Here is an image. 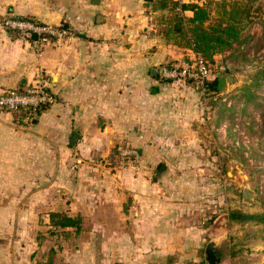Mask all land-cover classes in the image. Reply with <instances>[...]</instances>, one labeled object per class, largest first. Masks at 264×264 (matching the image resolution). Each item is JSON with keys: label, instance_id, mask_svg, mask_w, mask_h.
<instances>
[{"label": "crops", "instance_id": "obj_1", "mask_svg": "<svg viewBox=\"0 0 264 264\" xmlns=\"http://www.w3.org/2000/svg\"><path fill=\"white\" fill-rule=\"evenodd\" d=\"M166 14L143 0H0V92L24 89L41 71L54 97L22 118L0 109V264H36L51 249L52 264L205 261L208 229L196 221L187 174L197 169L193 125L204 117L191 86L161 75L193 56L164 41ZM7 17L64 25L71 36L39 46L5 29ZM119 141L123 167L112 175L82 164ZM85 185L96 194L84 195ZM52 213L79 216L81 230L55 229Z\"/></svg>", "mask_w": 264, "mask_h": 264}, {"label": "rangeland", "instance_id": "obj_2", "mask_svg": "<svg viewBox=\"0 0 264 264\" xmlns=\"http://www.w3.org/2000/svg\"><path fill=\"white\" fill-rule=\"evenodd\" d=\"M257 2L261 8L251 15L254 19L251 18L253 22L246 32L248 35L253 32V37L248 45L245 42L235 45L228 56H217L211 66L212 76H224L226 79L223 92L205 94V88L198 80L184 81L193 89L197 101L200 100L201 108L197 110V116L204 117L193 125L197 169L187 173L196 180L192 201L197 223L207 226L209 238L206 243L214 241L218 246L220 264H264V223L240 224L227 220V214L232 210L247 214L264 212V124L259 121L256 111H252L249 116L237 112L233 122L223 119L221 125L216 126L214 119L218 108L211 106L213 101L220 109L223 106L234 107L237 111L240 105L234 97L262 67L264 4L262 1ZM227 67L229 71H225ZM261 95L264 96V90ZM120 145H124L123 141H119L115 151L112 150L107 156H80L82 164H96L110 176L122 166L116 154L117 146ZM201 165L205 169H200ZM95 173L99 176V172ZM92 189V186L85 185L83 194L94 196L95 189ZM244 191L250 193L247 199L243 197ZM41 227L44 231V224ZM34 235L33 232L31 240ZM52 238L55 239V236ZM43 240L44 235L38 232L36 241ZM45 257L46 253L37 260L38 263H44Z\"/></svg>", "mask_w": 264, "mask_h": 264}, {"label": "trees", "instance_id": "obj_3", "mask_svg": "<svg viewBox=\"0 0 264 264\" xmlns=\"http://www.w3.org/2000/svg\"><path fill=\"white\" fill-rule=\"evenodd\" d=\"M146 7L151 11H166L167 14L161 17L163 25L162 34L167 44H172L178 48L191 50L200 56L208 65L210 75L203 82L205 94H219L217 90V76H212L211 66L215 63L217 56H226L235 45L245 42L248 45L253 34L248 35L246 30L252 24L251 15L254 11L260 10L259 0H200V2H179L176 0H143ZM257 4V5H256ZM189 13L190 15H186ZM252 18V19H251ZM22 19V18H21ZM36 22V21H35ZM263 32L261 41L264 40V19L262 21ZM58 27H65L59 25ZM228 56V55H227ZM229 58V57H228ZM249 84L242 87L240 93L234 98L239 102V108L225 107L220 109L218 104L211 101L212 108H218V113L214 119L215 125H221L223 119L233 122V116L238 112L240 115H250L256 111L259 121L264 124V61ZM165 67L173 68L172 65ZM227 67L225 71H229ZM168 81V79H165ZM193 79H184L181 81ZM17 90V89H16ZM221 94V93H220ZM45 106V105H44ZM41 106L36 110L45 108ZM28 110L14 111L15 117L22 118L28 114ZM229 223H264V212L257 214H247L232 210L227 214ZM51 224L55 229H73L75 235L81 230V218L71 217L66 213H52ZM65 235L67 232L62 231ZM60 231L52 232V235H59ZM53 249L46 253L44 263L52 264ZM201 264H206L203 261Z\"/></svg>", "mask_w": 264, "mask_h": 264}, {"label": "built area", "instance_id": "obj_4", "mask_svg": "<svg viewBox=\"0 0 264 264\" xmlns=\"http://www.w3.org/2000/svg\"><path fill=\"white\" fill-rule=\"evenodd\" d=\"M2 25L5 29L17 34L21 40H29L33 35L36 40L33 42L41 46L51 38L56 41L71 36V32L64 27H55L45 24H38L31 20L7 17ZM161 75L165 79L184 80L195 79L200 84L210 75V70L206 62L193 53L190 61H183L173 68L163 67ZM54 100L52 93L48 90L47 80L41 71H38L33 81L22 90L7 89L0 92V109L7 112L28 110L35 112L44 105L51 104ZM132 152L125 149L121 156H128Z\"/></svg>", "mask_w": 264, "mask_h": 264}, {"label": "water", "instance_id": "obj_5", "mask_svg": "<svg viewBox=\"0 0 264 264\" xmlns=\"http://www.w3.org/2000/svg\"><path fill=\"white\" fill-rule=\"evenodd\" d=\"M32 38H35L33 35ZM226 87V79L224 76H220L217 78V90L222 93L224 88ZM77 138V135L74 134L71 137V145L74 146L75 140ZM165 165H161L159 167V171L163 169ZM250 196V193L248 191H244L243 197L244 199H247ZM218 246L214 243V241H209L205 247L204 250V260L207 264H220V258L218 257Z\"/></svg>", "mask_w": 264, "mask_h": 264}]
</instances>
